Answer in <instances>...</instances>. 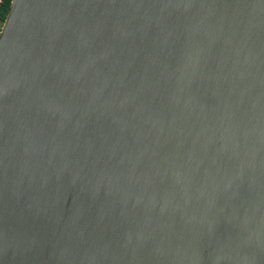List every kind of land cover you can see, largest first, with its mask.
<instances>
[{
  "label": "water",
  "instance_id": "95a60500",
  "mask_svg": "<svg viewBox=\"0 0 264 264\" xmlns=\"http://www.w3.org/2000/svg\"><path fill=\"white\" fill-rule=\"evenodd\" d=\"M0 264H264V0H19Z\"/></svg>",
  "mask_w": 264,
  "mask_h": 264
},
{
  "label": "bare ground",
  "instance_id": "6f19581e",
  "mask_svg": "<svg viewBox=\"0 0 264 264\" xmlns=\"http://www.w3.org/2000/svg\"><path fill=\"white\" fill-rule=\"evenodd\" d=\"M18 1L19 0H12L10 10H9L7 16L5 17V21H4L3 25L0 27L1 28L0 29V47L7 37V33L9 31V28H10L11 23H12V16H13V13L16 9Z\"/></svg>",
  "mask_w": 264,
  "mask_h": 264
},
{
  "label": "trees",
  "instance_id": "16d2710c",
  "mask_svg": "<svg viewBox=\"0 0 264 264\" xmlns=\"http://www.w3.org/2000/svg\"><path fill=\"white\" fill-rule=\"evenodd\" d=\"M10 0H0V27L9 9ZM1 29V28H0Z\"/></svg>",
  "mask_w": 264,
  "mask_h": 264
}]
</instances>
